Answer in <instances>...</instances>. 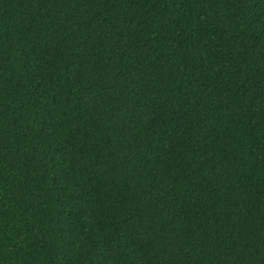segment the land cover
Here are the masks:
<instances>
[{"label":"trees","instance_id":"16d2710c","mask_svg":"<svg viewBox=\"0 0 264 264\" xmlns=\"http://www.w3.org/2000/svg\"><path fill=\"white\" fill-rule=\"evenodd\" d=\"M0 264H264V0H0Z\"/></svg>","mask_w":264,"mask_h":264}]
</instances>
